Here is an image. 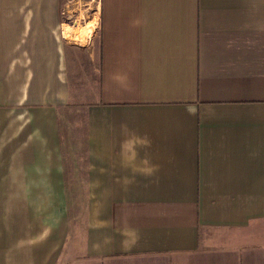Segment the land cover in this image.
Instances as JSON below:
<instances>
[{"label":"crops","instance_id":"crops-1","mask_svg":"<svg viewBox=\"0 0 264 264\" xmlns=\"http://www.w3.org/2000/svg\"><path fill=\"white\" fill-rule=\"evenodd\" d=\"M57 1L0 0V264H264V0Z\"/></svg>","mask_w":264,"mask_h":264},{"label":"rangeland","instance_id":"rangeland-1","mask_svg":"<svg viewBox=\"0 0 264 264\" xmlns=\"http://www.w3.org/2000/svg\"><path fill=\"white\" fill-rule=\"evenodd\" d=\"M58 9L60 11L59 16L63 17L66 21L65 23L73 26L75 24H91L93 25V16H92V0H58ZM69 14V15H67ZM91 16V17H90ZM90 17V18H89ZM81 28V26H75ZM83 27V26H82ZM76 43V44H74ZM71 44L79 46L81 44L76 41H71ZM81 61V59L79 60ZM78 143V141L70 134V138L67 137L66 140V151L72 153L76 151V148L73 150L72 147ZM86 194H81V199L85 197ZM79 194L74 193L70 194L69 203L72 206L73 203L77 204L79 202ZM71 212H74L71 209Z\"/></svg>","mask_w":264,"mask_h":264},{"label":"bare ground","instance_id":"bare-ground-1","mask_svg":"<svg viewBox=\"0 0 264 264\" xmlns=\"http://www.w3.org/2000/svg\"><path fill=\"white\" fill-rule=\"evenodd\" d=\"M77 25H79V24H75V26H77Z\"/></svg>","mask_w":264,"mask_h":264}]
</instances>
